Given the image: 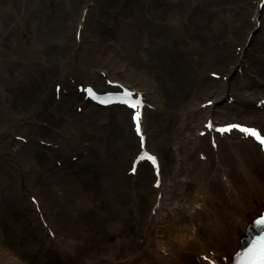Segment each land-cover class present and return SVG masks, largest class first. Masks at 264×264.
<instances>
[{
	"label": "bare ground",
	"instance_id": "obj_1",
	"mask_svg": "<svg viewBox=\"0 0 264 264\" xmlns=\"http://www.w3.org/2000/svg\"><path fill=\"white\" fill-rule=\"evenodd\" d=\"M51 1L0 0V143L2 148L25 139L33 144L26 149L20 146L15 151V160L0 149L4 163L13 168L11 173L0 170V188L4 189L8 179L12 180L9 186L19 183L21 188L28 187L31 198L36 199V203L28 202L29 206L36 210L37 216L47 215L43 220H36L37 228L46 232L48 243H61L57 249L63 259H68L86 249L89 253L92 245L86 240L96 238L101 232H107L109 238L123 234L129 219L127 213L139 206L130 203L128 198L132 200V195L138 196L141 192L138 193L135 186L130 188L131 192L124 191L125 186L116 181L124 182L132 175L137 157L144 156L138 131L141 133L143 129L147 144L150 143L152 134L149 130L158 125L155 116L164 110V97L149 70L143 67L144 59L151 58L154 65L166 70L168 104L184 100L190 82L185 79L189 76L187 71L201 68L206 58L202 45L218 38L220 15L224 13L222 5L231 0H134L145 3V7H127L118 23L114 19L115 11L103 7L107 0H53L56 12L49 4ZM165 3L171 4V9H161L159 4ZM247 13L250 23L244 27L248 33L244 45L251 41L250 36L264 33V0H259ZM26 19L31 26H26ZM114 28L119 29L118 34H112ZM153 31L158 34L157 39L153 38ZM29 32L34 36L30 37ZM150 38L156 39V43L147 50ZM120 44L123 47L118 49ZM82 47L83 53L80 52ZM76 53L81 55L79 63L74 58ZM15 56L21 59V63H16ZM216 56L217 53L212 54L213 59L204 67L208 74L223 68ZM228 63L224 74L228 76L227 82L212 92L211 105L201 103L192 108L193 116L200 123L194 137V148L200 159L194 164L186 162L182 172L178 166L175 174L180 175L179 179L170 178L167 185L162 175L156 177L154 173L157 171L154 162L159 164L158 170L162 172L160 158L151 156L149 161L143 158L137 165V172L140 165L153 168L147 171L146 185L149 189L152 186L157 188L151 212L146 216L148 222L162 217L165 209H169L175 224L174 233L180 234L177 222L183 212L191 234L187 240L192 237L203 246L206 244L203 232L211 229L210 239L213 241L210 242L215 245L210 257L214 262L209 260L207 264H222L223 256L228 263L233 261L247 230L255 219L264 215V181L254 171L255 165L264 166L261 146L243 131L219 134L215 131L219 124L213 122L219 117H240L247 122L257 120L264 130V82L258 81L252 87L243 81L242 86L236 88L233 79L238 70L247 66V60L244 56H236ZM89 87L97 93L130 91L133 93L130 98L136 100L139 93L152 98L145 104L142 117L137 121L133 115L128 119L127 114L133 110L126 106H120L125 114L120 112L114 117L121 129L128 131L121 145L123 148L130 146L125 149L131 160L125 171L124 167L116 165L120 164L116 163L119 160L108 157V154L117 156L124 151L118 149V142L105 136L110 114L96 111V104L84 92ZM256 87L259 92L254 89ZM20 97L18 104L14 105L15 99ZM230 97H234L232 103ZM138 111L140 109L136 108L134 112L138 114ZM36 115L41 118L36 119ZM207 123L215 129L206 128ZM136 126L139 130L135 132ZM5 133L11 136L6 138ZM203 137L209 138L210 147L201 143ZM225 143L232 146L231 150L222 149ZM241 146L250 152L243 154ZM126 162L128 164V160ZM19 163L25 165H17ZM45 165L53 170L50 176L43 174L39 179L32 175L33 168L40 173ZM193 165L208 168L210 174L208 182L204 185L201 180L190 196L184 193V188ZM105 175L111 178L106 180ZM214 183L222 186L226 201L212 193ZM44 188L61 189V202L54 206L45 205L41 196ZM177 188L178 193L175 192ZM62 201L66 203L62 205ZM105 204L110 205L102 208ZM219 205L226 210L227 219L220 216ZM49 208L54 210L48 211ZM68 212V220L59 222L58 213ZM111 214H118V219L114 221ZM123 242L118 238L108 245L110 256L102 255L94 262L88 258L83 264H104L106 259L118 255ZM181 251L171 250V258L160 257L165 264H174L175 256ZM22 254L19 248L0 245V264H24Z\"/></svg>",
	"mask_w": 264,
	"mask_h": 264
},
{
	"label": "rangeland",
	"instance_id": "obj_2",
	"mask_svg": "<svg viewBox=\"0 0 264 264\" xmlns=\"http://www.w3.org/2000/svg\"><path fill=\"white\" fill-rule=\"evenodd\" d=\"M107 1L108 3H106ZM107 1H105L103 7L115 11L114 19L116 23H118L122 18L121 15L127 7L129 8L131 5H138L144 8L146 5L145 3H136L134 0ZM258 1L259 0H231V2L222 5V8L224 7V13L220 15L221 29L219 36L218 38H214L215 42L209 41L207 44L202 45V48L206 53V58L201 64V68H194L187 71L189 76H186L185 79L190 82L187 87V96L184 100L181 99V101H176L173 105L172 103L171 105L168 104L169 87L165 72L166 70L154 65L151 58L144 59L143 67L149 70L164 97V110L161 114H157L155 116V121L158 122V125L155 128L151 127L149 130L150 134H152V139L150 140V143L147 144V150L157 154L161 160V174L164 184L167 185L170 178L177 179L180 176L178 174L176 176L175 174L178 166H180V171L185 170L186 162L194 164L200 159L198 158L199 152L194 148V137L197 133L195 129L200 123L199 120L193 116L192 108L201 103L206 105V101H210V98H212V92L215 91L217 86H220L221 84L223 85V83L227 82L228 76H225L224 74L228 69V61L230 58L244 56L247 60V66L244 69L238 70L237 76L233 79V84L236 88H240L243 81L248 82V84L252 87L255 86L258 81L264 82V33L255 35L254 37L250 36L249 40L251 41L244 45L246 38H248V33L244 30V27L247 22L250 23V15L247 12L248 9L254 6ZM49 4L52 5V10L56 12V2L52 0ZM159 5L161 6V9H171V4L170 6L167 3ZM195 14H197V12ZM26 21V26H31L29 20L26 19ZM105 24L108 25L107 21ZM120 26L123 27V24ZM118 31V28H114L112 34H118ZM153 32L155 33L153 38L157 39L158 34H156V31ZM29 34L30 37L34 36L32 32H29ZM131 38H133V34L131 35ZM156 39L154 40L150 38L148 40L147 50H150V47L156 43ZM27 41H30V39ZM121 47H123V44L118 45V49ZM83 50L84 49L82 47L80 52L83 53ZM116 53H118L117 50ZM215 53H217L216 57H218V60L221 62L223 68L218 69L216 72L214 70L212 74H208L204 67L213 59L212 54ZM15 58L17 60L16 63H21V59H19L18 56H15ZM74 58L76 62H78L81 58L80 53H76ZM91 69L92 68L88 69V71ZM215 73L221 77L217 79L214 77V75L216 76ZM21 86H24V84H21ZM254 89L259 92L257 87ZM17 91L21 90L17 88ZM236 96L237 94H235L234 97ZM21 97L15 99L14 105L18 104ZM144 97V101L147 103H150V100H152L151 97ZM234 97H230V103L234 101ZM95 109L97 112H107L110 114V123L109 126L105 128V136L110 139V141L113 140L118 142L120 145V148L118 149L124 151V153L116 154L117 156L108 154V157L113 161L119 160L116 161V163L120 164L116 165L120 168L124 167L125 171L126 166L129 168V164L131 163L128 156L129 152L128 150H125L130 146L128 145L123 148L121 145H123L122 143L125 141L124 135L128 131L126 128L122 130L120 124L116 122L114 117H117L120 112L125 114L126 111L124 112V109L118 105L107 108H100L97 106ZM74 112L79 114L76 110ZM127 116L129 119L131 117V113H128ZM35 118L40 119L41 116L36 115ZM232 122L256 126L264 133V130L258 125L259 123L257 120L247 122L240 117L234 118L231 116L226 118L219 117V119L214 120V123L216 124H226ZM9 130L10 129L8 128V131ZM7 133L4 134L6 138L11 136V134ZM204 138L205 137L202 139ZM201 143H207L208 147L211 146L208 137L201 141ZM22 145L25 146L24 148L26 149L30 148V145L33 144L28 139H25L23 141H18V144L11 142L9 146L5 145L3 148L0 143V149H2L7 156L15 160V151H18V148ZM231 147V145L225 143L222 146V149L231 150ZM241 147L243 154L250 152V149H247V147ZM179 154L182 156L179 157ZM96 156L98 157L97 154ZM120 156H122V162H120ZM123 160H128V164L127 162L124 163ZM20 164L25 165L24 163H19L17 165ZM195 165H193L191 170L188 172L190 176L189 180H186L187 183L184 188V193L190 196L193 195L196 187H199V182L201 180H204V185L208 182L210 174V172H207L209 171L207 170L208 168L206 169V167H199ZM150 168L152 170V167L149 165H140L137 172L138 174L129 175L127 177L128 180L126 179L124 182L116 181V183H120L125 186L124 191L126 190L131 192L130 188L135 186L136 191H138V193L139 191L141 192L138 196L132 195L134 196L132 200L128 198L130 203L133 202L134 205L139 206L136 208L137 211L133 210L130 213H127L129 215V219L126 222L127 229L125 232L123 234L114 235L110 238L108 237L107 232H101L99 233V236H96V238H88L86 240L87 243L92 245L89 253L86 249V251H83L82 253L79 252L78 255L68 259H63L57 249L60 247L61 243L53 241L48 243V239H46V232L42 231L39 227L37 228L36 220H43L45 219L44 217H47V215L42 217L41 214H38L37 216L34 212L36 210H33L31 206H29L30 204L28 202L36 203V199L31 198L32 195L29 193L28 187L25 185L21 188L19 183L9 186L12 180H5L6 186L4 189L0 188V190H2V196L0 197V245L3 246V248H19L22 250V262L24 264H83L85 259L88 258L92 259L94 262V260H97L102 255L110 256L108 245L116 242L119 238L124 242L118 252V255L114 258L106 259L104 264H165L164 260L160 256H169V258H171V250L174 251L177 249H182V251L175 256L173 260L174 264H207L205 259L214 254V251H212L211 248H214L215 244L210 242V234H212L211 229L207 228L205 232H203L204 238L206 239V244L203 246V243H198V241L193 240L192 237L187 240L191 234L187 228V216L183 212L179 215V220L177 222L180 227V234L174 233L175 224L169 209H165L163 216L158 217V219L161 220L155 219L153 222H148L146 219L147 214L151 212L152 198L157 194L155 190L157 188L152 186L150 187V190L146 185L148 184L149 178L147 171H149ZM11 169L13 168L6 165L0 155V170L11 173ZM254 171L259 176L260 180L264 181V166L257 164L255 165ZM52 172V168L46 165L40 173H38L35 168L32 169V175L37 176L39 179L42 178L43 174H46L47 177L50 176ZM105 176L106 180L111 178L110 175ZM194 178L195 180H193ZM99 179L102 181L101 177ZM13 182L17 183V181ZM216 183H214V185ZM175 192L178 193V188ZM212 193L220 199H223V201H226L227 197L225 196V191L222 189L220 184H216V186L213 187ZM12 195L13 197H11ZM41 196L45 205L54 206L59 203V201L61 202L62 191L61 189L44 188L41 190ZM65 203L66 202L62 201V205ZM185 204L186 203H180V205ZM109 205L110 204H105L102 208H106ZM212 207L214 208V206ZM219 208L221 210L220 216L226 218L227 215L225 214L226 210L224 207L220 206ZM183 209L181 210L184 211ZM49 210L54 209L49 208L48 211ZM110 212L113 213L112 210ZM68 214L69 212L58 213V221L66 222L69 217ZM34 215H36V217H34L36 219L33 218ZM111 218L116 221L118 219V214L112 215ZM100 237H103V240L98 239ZM141 237H145L147 239H140ZM137 244L138 246L135 247ZM8 256L14 257L12 254ZM204 256L207 257L204 258Z\"/></svg>",
	"mask_w": 264,
	"mask_h": 264
},
{
	"label": "snow or ice",
	"instance_id": "obj_3",
	"mask_svg": "<svg viewBox=\"0 0 264 264\" xmlns=\"http://www.w3.org/2000/svg\"><path fill=\"white\" fill-rule=\"evenodd\" d=\"M245 131H249V130H245ZM250 134L256 136L257 139H259L260 142H261L262 144H264V137H261V136H260L258 133H256L255 131L250 132ZM261 223H264V221H261Z\"/></svg>",
	"mask_w": 264,
	"mask_h": 264
}]
</instances>
